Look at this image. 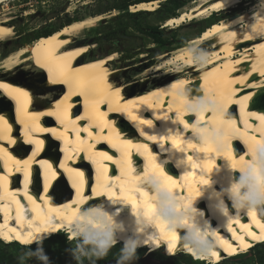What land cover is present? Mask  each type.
I'll list each match as a JSON object with an SVG mask.
<instances>
[{
  "label": "bare ground",
  "instance_id": "obj_1",
  "mask_svg": "<svg viewBox=\"0 0 264 264\" xmlns=\"http://www.w3.org/2000/svg\"><path fill=\"white\" fill-rule=\"evenodd\" d=\"M8 1L0 0V5ZM245 1L248 2L223 0L222 8L221 0H197L177 16L166 18L163 26L177 27L193 18L209 19L216 11L236 9ZM257 4H248L228 17L211 22L198 36L177 47L172 56L165 53L158 57L183 59L185 46L193 41H203L213 50L214 58L203 70L190 68L189 71L205 94L215 93L227 100L233 121L227 130L230 135L232 128L237 133L229 141L230 149L233 146L241 152L231 160L235 166L242 162L241 156L245 159L247 139L264 135V124L259 119L264 116V102L259 100L264 99V39H247L246 27L236 36L239 43L233 47L227 26L240 31L239 23L230 22L241 16L252 28L264 26V16L254 18ZM157 6V0H153L130 5L129 10L154 11ZM100 17L74 20L0 56V236L6 241L23 242L36 228L53 234L66 232L69 219L81 204V196L84 200L95 198L99 196L97 191L108 196L105 186L113 182H116L114 190L119 193L118 178L128 167L125 153H130L128 159L141 175L153 170L148 153L157 151V143L172 145L177 139L173 135L156 136L163 134L167 127L165 116L174 121L183 120L189 126L194 120L192 115L177 113L171 106L172 97L161 94L164 86L183 83L182 78L165 75L143 89H127L128 83L113 76L118 68L109 67L115 53L88 56L93 45L75 40ZM13 34V26L0 17V41ZM22 67L33 72L38 87L45 92H38L35 83L26 76L19 78L12 74ZM43 76H46L45 83H41ZM90 88L95 90L92 96L88 94ZM46 97L52 98L48 101ZM203 117L210 120L211 114ZM177 127L184 128V125L179 122ZM150 136L155 139H149ZM141 145H147L148 152ZM180 146L192 158L190 165L182 172L167 163L165 175L176 181L174 190L185 196L194 193L203 183L201 169L210 172L215 163L223 165L224 162L202 159L203 152H194L182 145V141ZM100 153L112 156V160L104 161ZM46 165L53 167L49 169ZM52 172H56L55 177ZM77 172L84 173L83 185ZM226 176V171L213 174L212 181L216 183ZM198 207L205 209V202L200 201ZM124 216L127 217L126 211ZM211 222L217 227V219ZM219 223L216 254L210 260L194 255L195 258L215 264L264 241V213L236 216L223 226L222 221ZM165 235L171 234H162L159 230L158 247L154 250L165 247V252L176 254V236L173 241ZM170 243H174L172 251H169Z\"/></svg>",
  "mask_w": 264,
  "mask_h": 264
},
{
  "label": "clouds",
  "instance_id": "obj_2",
  "mask_svg": "<svg viewBox=\"0 0 264 264\" xmlns=\"http://www.w3.org/2000/svg\"><path fill=\"white\" fill-rule=\"evenodd\" d=\"M221 7H224L223 0ZM256 7L258 11L254 18L264 16V0H258ZM230 23H239L241 28L236 31L227 26L233 47L239 43L236 36L246 27L247 39H264V26L252 28V24L243 22L242 16ZM213 58V50L203 41H193L185 46L183 59L161 57L157 65L146 71V76L182 78L183 83H178L176 87L166 85L161 94L172 97L171 106L177 113L194 117L188 128H178L179 121L168 118L164 133L156 136L173 135L182 141V145L191 143L205 148L207 151L201 155L202 159H219L224 164L215 163L210 172L201 169L207 182L201 183L194 193L182 196L170 188L161 172L166 173L167 163L184 172L191 160L185 155L184 146L157 143V151L151 153L155 166L153 170L141 175L133 168L136 187L148 193L147 204L151 205L149 215L144 214L143 206L132 212L124 200L109 198L103 193L84 200L66 228L70 240L65 252L73 264H99L117 244L121 246L115 264H135L139 258L138 248L148 247L151 251L158 247L156 242L160 228L176 236L177 252L190 251L198 258L210 260L217 252L216 234L220 231V221L223 226L236 216L264 213V135L258 139H247L245 159L236 166L222 154L218 155L227 152L229 139L237 136L234 128L231 135L227 130L232 125V113L227 108L226 99L215 93L205 94L199 89L189 71L190 68L203 70ZM205 114H211V119L202 120L200 117ZM192 149L196 151V148ZM231 151L234 158L241 155L233 146ZM222 171H226L227 176L213 183L212 175ZM200 201L205 202V209L198 207ZM125 211L127 217L124 216ZM212 219L218 220L217 227L212 226ZM52 234L43 230L32 233L24 245L26 250L18 257L20 264L28 260L34 264H53L44 247V242Z\"/></svg>",
  "mask_w": 264,
  "mask_h": 264
},
{
  "label": "rangeland",
  "instance_id": "obj_3",
  "mask_svg": "<svg viewBox=\"0 0 264 264\" xmlns=\"http://www.w3.org/2000/svg\"><path fill=\"white\" fill-rule=\"evenodd\" d=\"M196 1H186L177 10V13L179 14L184 9L187 10ZM247 1L240 3L236 9L216 11L209 19L193 18L177 27H164V20H160L158 15L167 5L168 0H157L158 8L154 12H147L145 20L150 25H157L160 35L170 41L167 45H159L152 40L151 36L130 27V20L122 14L123 11L109 8L120 5L121 0H9L0 5V17L6 18L9 24L13 26L14 34L9 39L0 41V56H5L9 51L24 43H31L38 34L43 35L46 31L57 28L66 17L77 16L80 19L100 15L101 17L94 25L85 29L75 41L93 45L88 53L90 57L115 53V58L110 62L111 65L109 64V67L113 69L118 68V71L113 75L114 78L123 83H128L127 89H143L148 83L158 82L156 78H148L144 72L158 63L159 55L166 53L170 56L177 47L186 44L190 38L198 36L202 27H207L211 22L220 18L228 17V15L246 8L248 4L258 3V0ZM128 11H130L129 8ZM118 22L127 25L126 28H119ZM206 45L208 46V44ZM12 74L19 78L26 76L24 78L31 79L35 83L34 86L38 92H45V89L42 90L41 87H38L33 72L22 67L16 68ZM45 82L46 76H43L41 83ZM51 98L46 97L44 99L50 101ZM40 99L43 100V98ZM259 100L264 102V99ZM58 232L63 233L51 236L44 242L45 250L51 257L53 264H70L71 257L65 252V249L69 247L70 237L65 231ZM15 241H6L0 236V254L5 257L3 263L0 262V264H20L18 257L26 250L25 244L22 241L16 244L12 243ZM6 244L12 245L6 246ZM33 247L35 246L33 245ZM263 247L264 245L253 246L240 259L225 258L215 264H264L256 260L257 251ZM144 250H147L144 257L141 261H135V264H155L156 261L148 259L147 255L149 252L155 253L159 249L149 251L148 247H144ZM178 253L181 255L183 253L190 254V261L181 260L175 263L177 260L175 261L176 258L174 257ZM163 255L168 258L174 256L168 264H213L195 258L191 252H177L175 255L163 252ZM176 257L180 259V255ZM25 264H34V262L28 260Z\"/></svg>",
  "mask_w": 264,
  "mask_h": 264
},
{
  "label": "snow or ice",
  "instance_id": "obj_4",
  "mask_svg": "<svg viewBox=\"0 0 264 264\" xmlns=\"http://www.w3.org/2000/svg\"><path fill=\"white\" fill-rule=\"evenodd\" d=\"M173 87H176V86H173ZM88 94L90 96L94 95L95 94V90L90 88L88 90ZM25 95H26V93H25ZM246 100H247V97H246ZM229 101H230V96H229ZM243 106H244V104H243V102H241V108H243ZM164 118L168 119L167 116H165ZM200 118L202 120L204 119L203 116H201ZM178 119H179V116H178ZM259 119L261 120L262 124H264V116L259 117ZM179 122L184 125V128H188L189 127V124L188 123H184L183 120H180ZM231 124H233V121H231ZM39 130L40 131H44V129H42V128L39 129ZM84 131H88V129H84ZM89 135H91V132H89ZM149 139H155V137L150 136ZM229 141H230V139H229ZM40 143H42V142H40ZM124 143L128 144V141H124ZM172 143L175 146H178L181 143V141L177 138V139H174L172 141ZM129 147H130V145H129ZM140 147L143 148L144 152H148L147 145H141ZM187 147L188 148H196V150L200 151V152L207 151V149L198 148V147H196V145L191 144V143L188 144ZM221 154L223 156H226L229 160H233V156H232V153H231L230 145H229V150L227 152L218 153V155H221ZM129 155H130V153H125L124 154V158H125V161L127 162L128 167H127L126 171L122 172V176L120 178H118V180H119V193H117L114 190L115 187H116V182H113L112 184H109V185L105 186L104 191L108 195L109 198L124 200L125 203L126 204H130L131 208L133 210H135V211H137L138 208L143 206L144 209H145L144 214L147 216V215H149L150 210H151V205L147 204L148 193L136 187L135 179H134V173H133V162L130 159H128ZM100 156H101V158L104 161L112 160V156L107 155L106 153H100ZM148 158H149V162H150L151 168H154L155 166L152 164L151 153H148ZM189 159L191 160L192 158L189 157ZM240 159L243 161L244 157L241 156ZM233 166H235V161H233ZM46 167L51 169L53 166L52 165H46ZM209 167H211V166L209 165ZM105 172H106V169H105ZM161 175L165 176V181L168 183L170 188L174 190L176 188V186H177L176 185V181L172 180L171 176L165 175L163 172H161ZM52 176L55 177L56 176V172H52ZM76 176L80 178V183H81V185H83L84 173L77 172ZM0 179H2V178H0ZM184 179L187 180L188 177L185 176ZM203 182L206 183L207 181H203ZM190 187H191V185H190ZM79 192H80V189H78V193ZM96 194L97 195H101L102 193L97 191ZM80 203L81 204L84 203L83 196H81ZM70 221H71V219H69V222ZM262 228H264V226H262ZM35 231L36 232H40V231H42V229L41 228H36ZM160 232L162 234H165V231H164L163 228H160ZM30 237H31V233H29L28 236L24 238L23 242L27 243ZM17 238L19 239V236ZM165 238H168V239H171V240L174 241L175 240V235L174 234L165 235ZM168 247H169V251H172L173 248H174V243H170Z\"/></svg>",
  "mask_w": 264,
  "mask_h": 264
},
{
  "label": "trees",
  "instance_id": "obj_5",
  "mask_svg": "<svg viewBox=\"0 0 264 264\" xmlns=\"http://www.w3.org/2000/svg\"><path fill=\"white\" fill-rule=\"evenodd\" d=\"M142 1L148 2V1H152V0H121L120 5L118 4V6L109 7V8L110 9H118L120 11H123L122 14L126 15L127 19L130 20L129 21L130 27H133L135 30L146 33L147 35L151 36L152 40L155 41L157 44H159V45L169 44L170 41L167 40V38H164L160 35V31H159L158 26L157 25H150L145 20V17H146L145 14H147V12H149V11H134V12L128 11V8L130 5H133L134 3H140ZM186 1H188V0H168L167 5L165 7H163L162 11L159 12L158 17L160 18V20H165L168 17L177 16L178 15L177 10L181 6H183ZM154 11H156V10H154ZM154 11H151V12H154ZM78 19L79 18L77 16L66 17L63 20V22L57 28H60L61 26L69 24L70 22H72L74 20H78ZM126 26L124 24H121L120 22H118L119 28L125 29ZM57 28H55V29H57ZM204 28L205 27H202L200 30L202 31ZM55 29H53V30H55ZM53 30H48L43 35H47V34L51 33ZM40 36H41L40 34L36 35L35 39L40 37ZM61 233H63V232H58V233L52 234L51 236H56V235L61 234ZM17 242L19 243L20 241H17ZM17 242L15 241L12 243L16 244ZM7 245H12V244H6V246ZM259 245H264V241L261 243H257L254 246H259ZM120 246H121L120 244H117L116 247L113 248L112 251L109 253V255L103 260H106L113 253L117 255L119 252ZM144 251H145L144 247L137 249V252L140 254L143 253ZM256 254H257L256 260L258 262L264 263V247H263V249H259ZM190 258H191V255L183 253V255L180 257V259L179 258L175 259V261L177 260L175 263H177L178 261H181V260L182 261H190ZM4 260H5L4 255L0 254V262L3 263ZM103 260H101V261H103ZM101 261H99V264L101 263ZM70 264H73V261H70Z\"/></svg>",
  "mask_w": 264,
  "mask_h": 264
},
{
  "label": "flooded vegetation",
  "instance_id": "obj_6",
  "mask_svg": "<svg viewBox=\"0 0 264 264\" xmlns=\"http://www.w3.org/2000/svg\"><path fill=\"white\" fill-rule=\"evenodd\" d=\"M134 4H137V3H134ZM164 248V249H163ZM165 247H162V249H159V251H157V252H155V253H151V252H149L148 253V259H153V260H155L156 262H155V264H168V262H169V260H171L173 257H171V258H168V257H165L164 255H163V252H165ZM145 252H147V250H145L143 253H138V256H139V258H138V260L137 261H141L142 260V258L144 257V253ZM166 254H169L168 252H167V250H166V252H165ZM178 255H180V257L182 256L181 254H177L176 256H178ZM174 257V258H177V257ZM115 258H116V254H112V255H110L106 260H103V261H101V263L100 264H115Z\"/></svg>",
  "mask_w": 264,
  "mask_h": 264
},
{
  "label": "water",
  "instance_id": "obj_7",
  "mask_svg": "<svg viewBox=\"0 0 264 264\" xmlns=\"http://www.w3.org/2000/svg\"><path fill=\"white\" fill-rule=\"evenodd\" d=\"M142 2H144V1H142ZM84 43V42H83ZM255 102H258V100H256ZM160 249H162V248H160ZM247 252V251H246ZM246 252H243V253H239V254H237V255H234V256H231V257H229V258H242L245 254H246Z\"/></svg>",
  "mask_w": 264,
  "mask_h": 264
}]
</instances>
